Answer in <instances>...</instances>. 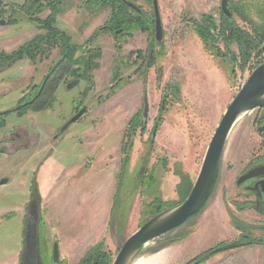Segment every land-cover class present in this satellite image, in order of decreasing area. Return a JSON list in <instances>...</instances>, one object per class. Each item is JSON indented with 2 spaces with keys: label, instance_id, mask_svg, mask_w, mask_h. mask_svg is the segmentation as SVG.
I'll list each match as a JSON object with an SVG mask.
<instances>
[{
  "label": "rangeland",
  "instance_id": "1",
  "mask_svg": "<svg viewBox=\"0 0 264 264\" xmlns=\"http://www.w3.org/2000/svg\"><path fill=\"white\" fill-rule=\"evenodd\" d=\"M1 1L0 181H7L0 184V264H21L26 214L35 199L46 263L54 264L56 241L57 264H79L95 245L112 264L118 245L141 224L186 198L223 112L264 63V51L243 57L236 41L201 33L209 26L220 32V0H156L161 41L153 0H128L145 22L117 34L119 28L102 29L109 10H89L84 0H63L52 24L47 6L26 15V0ZM242 3L247 0H228L240 25L233 6ZM65 45L73 48L67 72L59 65ZM138 51L142 63L134 60ZM54 70L62 77L53 94L38 93ZM33 96L31 107L15 111ZM76 98L85 112L58 135L76 114ZM262 122V108L236 121L206 204L132 260L264 264V210L237 184L264 154L256 130Z\"/></svg>",
  "mask_w": 264,
  "mask_h": 264
},
{
  "label": "water",
  "instance_id": "2",
  "mask_svg": "<svg viewBox=\"0 0 264 264\" xmlns=\"http://www.w3.org/2000/svg\"><path fill=\"white\" fill-rule=\"evenodd\" d=\"M123 2L134 11L142 12L131 1L123 0ZM0 4H2L1 0ZM152 4L155 17V38L157 41H161L162 26L159 19L157 1L153 0ZM220 8L226 16L230 15L228 0H220ZM0 24H3V21H0ZM81 104L82 99L76 98L74 109L77 112L63 125L58 135L85 112V106H81ZM255 108L264 109V63L259 64L250 72L244 84L227 105L210 138L199 172L186 198L175 207L162 211L141 224L138 229L118 245V252L112 264H128L146 243L182 226L190 217L203 208L216 185L223 151L237 116L242 112H248ZM257 131L263 133L264 124L257 127ZM261 173H264V167L253 168L241 176L237 183L256 177ZM6 181V179H3L0 184ZM38 223L39 208L38 200L35 199L30 202L26 214L21 264H42L39 251ZM51 256L53 263L57 264L59 261V247L56 241L52 244Z\"/></svg>",
  "mask_w": 264,
  "mask_h": 264
},
{
  "label": "trees",
  "instance_id": "3",
  "mask_svg": "<svg viewBox=\"0 0 264 264\" xmlns=\"http://www.w3.org/2000/svg\"><path fill=\"white\" fill-rule=\"evenodd\" d=\"M63 0H26L22 4V9L26 15H34L35 13L41 11L44 6L49 7L52 10L50 17L46 18L47 24H52L54 20V15L60 9V3ZM87 9H101L109 10L108 22L102 29H115L121 28L124 30H133L136 28L142 29L144 24V18L140 16L137 12L131 9L123 0H84ZM234 13L242 21V25L238 24L236 20L232 19V13L229 16H226L224 13L221 14L220 22V32L217 34H212L210 32V26L208 30L206 28L202 29V34L210 36L212 38H217L218 36H224L227 41H236L240 54L243 57H248L252 51L257 52L258 54L264 51V2H253L247 0V3L236 4L233 6ZM253 9V10H252ZM253 14L257 17L258 20H253ZM211 24L212 21L210 22ZM210 25V24H209ZM208 27V26H207ZM54 37L56 35L53 34ZM24 49L16 53H22ZM73 53V48L70 45H65L62 52L59 65L62 64L65 72L69 71L70 66L72 65L71 55ZM17 55V56H18ZM58 65V66H59ZM62 75H56L55 70L49 76H46L45 84L41 86L38 93L44 92L46 96L53 94V90L56 87L57 83L61 80ZM38 87V86H37ZM40 94L36 95L35 98H38ZM22 98L21 100H23ZM20 100V102H21ZM34 103V96L28 101L20 103L15 111H20L22 109H28ZM3 114H0V118ZM178 205V204H177ZM176 205L168 208L171 209ZM166 209V210H168ZM160 213L159 211L154 213V215ZM191 218V217H190ZM38 233H39V223H38ZM39 238V251L42 264L46 263L47 260L44 257V253L40 246V237ZM207 257V255H206ZM111 260L107 252H105L101 246L95 245L89 248L79 264H110Z\"/></svg>",
  "mask_w": 264,
  "mask_h": 264
},
{
  "label": "flooded vegetation",
  "instance_id": "4",
  "mask_svg": "<svg viewBox=\"0 0 264 264\" xmlns=\"http://www.w3.org/2000/svg\"><path fill=\"white\" fill-rule=\"evenodd\" d=\"M138 14L139 15H143L142 12L141 13H138ZM121 30H122L121 28L120 29H117V30H114V33L115 34L121 33ZM134 55L136 57L134 59L135 62L138 61L139 59H140V63L143 62L144 55H141L139 51L138 52H135ZM81 106H82V104H81ZM76 112H77V110H76ZM262 124H264V122H262ZM258 134L261 137V145L260 146L262 148V146H264V132L263 133H259L258 132ZM252 163L253 164L250 165L247 168V170L241 176H243L244 174H246L249 170H251L253 168H259V167L261 168V167H264V154L258 155L256 157V159ZM237 184H244V190L253 195V199L252 200H253L254 204H252V205L254 206V208L257 209V210L263 211L264 210V190H263V188H264V173H261L260 175H258L256 177L247 179V180H245V181H243L241 183H237ZM243 237L244 238H247L248 235L247 236L244 235Z\"/></svg>",
  "mask_w": 264,
  "mask_h": 264
},
{
  "label": "bare ground",
  "instance_id": "5",
  "mask_svg": "<svg viewBox=\"0 0 264 264\" xmlns=\"http://www.w3.org/2000/svg\"><path fill=\"white\" fill-rule=\"evenodd\" d=\"M247 112H242V113H240L238 116H237V119H236V121L239 119V118H241L244 114H246ZM236 121H235V123H236ZM231 132V131H230ZM156 258V257H155ZM142 259V258H141ZM141 259H140V257H134L133 258V260L131 259L130 261H129V263L128 264H149L150 263V261H149V263H148V261H141ZM155 261V260H154ZM153 262V261H152Z\"/></svg>",
  "mask_w": 264,
  "mask_h": 264
},
{
  "label": "crops",
  "instance_id": "6",
  "mask_svg": "<svg viewBox=\"0 0 264 264\" xmlns=\"http://www.w3.org/2000/svg\"><path fill=\"white\" fill-rule=\"evenodd\" d=\"M20 245H21V240H20ZM20 252H21V250H19L18 251V253H17V255H16V258H15V260H19V255H20ZM17 262V261H16Z\"/></svg>",
  "mask_w": 264,
  "mask_h": 264
}]
</instances>
